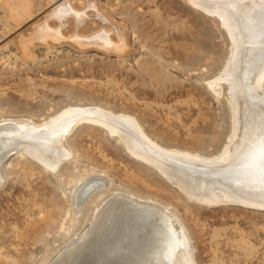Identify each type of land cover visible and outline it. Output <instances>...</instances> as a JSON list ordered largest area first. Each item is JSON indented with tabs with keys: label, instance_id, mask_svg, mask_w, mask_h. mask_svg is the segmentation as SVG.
I'll return each instance as SVG.
<instances>
[{
	"label": "rangeland",
	"instance_id": "obj_1",
	"mask_svg": "<svg viewBox=\"0 0 264 264\" xmlns=\"http://www.w3.org/2000/svg\"><path fill=\"white\" fill-rule=\"evenodd\" d=\"M100 33L121 49L86 43ZM230 48L217 18L189 0H0V120L40 124L67 108H99L130 118L162 149L215 157L232 118L225 85L208 86ZM71 130L55 170L20 153L5 166L0 264H50L114 193L166 207L191 264H264V210L190 201L100 124ZM90 176L108 183L75 211L72 192Z\"/></svg>",
	"mask_w": 264,
	"mask_h": 264
},
{
	"label": "bare ground",
	"instance_id": "obj_2",
	"mask_svg": "<svg viewBox=\"0 0 264 264\" xmlns=\"http://www.w3.org/2000/svg\"><path fill=\"white\" fill-rule=\"evenodd\" d=\"M189 3L217 18L231 43L225 66L208 86L219 93V85H225L229 98L232 132L222 152L202 157L165 150L151 143L130 118L99 108L73 107L40 124L26 119L0 120V178L18 152L53 169L69 154L64 138L72 127L92 121L116 135L132 156L152 165L189 197L264 204V0ZM87 42L121 49L110 47L101 33ZM107 181L101 176L87 177L72 192L74 207L88 191ZM190 250L182 225L166 207L114 193L50 264H191Z\"/></svg>",
	"mask_w": 264,
	"mask_h": 264
},
{
	"label": "water",
	"instance_id": "obj_3",
	"mask_svg": "<svg viewBox=\"0 0 264 264\" xmlns=\"http://www.w3.org/2000/svg\"><path fill=\"white\" fill-rule=\"evenodd\" d=\"M202 11V10H201ZM203 12V11H202ZM82 122V121H81ZM80 123V122H78ZM77 123V124H78ZM77 124H75L74 126H76ZM101 125V124H100ZM73 126V127H74ZM72 127V128H73ZM104 127V126H103ZM105 128V127H104ZM107 130V129H106ZM113 135V134H112ZM20 154H23V155H26L28 157H30L31 159H33L34 161H36L42 168L48 170V171H53L56 169V167L58 166H55L53 169H49V168H46L39 160L33 158L32 156L30 155H27L23 152H18ZM16 153V154H18ZM65 159V158H64ZM62 159V160H64ZM61 160V161H62ZM60 161V162H61ZM59 162V163H60ZM58 163V164H59ZM2 179H3V173H2V176L0 178V183L2 182ZM167 180V179H166ZM168 181V180H167ZM171 183V182H170ZM172 184V183H171ZM181 193L182 195H184V197H186V199H189L190 201H193L195 203H198V204H201V205H204V206H217V205H237V206H242V207H246V208H251V209H256V210H264V204H258V203H254V202H248V201H238V200H225V199H218V200H215V199H199V198H192V197H189L188 195H186L184 192H182L179 187L177 185H174ZM94 190V189H93ZM88 191V193L79 201L78 205L76 207H74L75 210L78 209V207L81 205V203L83 202V200L93 191ZM71 198V196H70ZM72 201V200H71Z\"/></svg>",
	"mask_w": 264,
	"mask_h": 264
}]
</instances>
